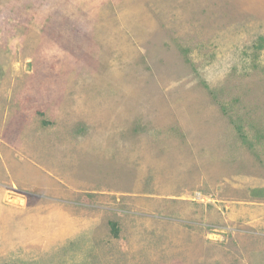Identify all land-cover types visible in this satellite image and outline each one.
<instances>
[{"label":"rangeland","instance_id":"rangeland-1","mask_svg":"<svg viewBox=\"0 0 264 264\" xmlns=\"http://www.w3.org/2000/svg\"><path fill=\"white\" fill-rule=\"evenodd\" d=\"M0 264H264V0H0Z\"/></svg>","mask_w":264,"mask_h":264},{"label":"trees","instance_id":"trees-1","mask_svg":"<svg viewBox=\"0 0 264 264\" xmlns=\"http://www.w3.org/2000/svg\"><path fill=\"white\" fill-rule=\"evenodd\" d=\"M111 225H112L113 232L116 234L118 232V230H119L117 223L116 222H112Z\"/></svg>","mask_w":264,"mask_h":264}]
</instances>
